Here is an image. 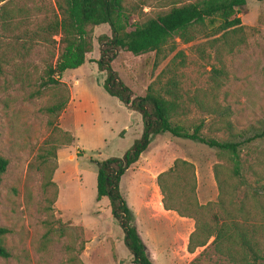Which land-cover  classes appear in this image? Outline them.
<instances>
[{"label":"rangeland","instance_id":"1","mask_svg":"<svg viewBox=\"0 0 264 264\" xmlns=\"http://www.w3.org/2000/svg\"><path fill=\"white\" fill-rule=\"evenodd\" d=\"M32 1L47 7L51 0H10L5 10L32 7ZM173 2L128 0L129 6L136 7L133 20L165 12ZM237 12L244 29L231 38H242L243 43L231 51L224 47V40H217L220 35L207 39L199 35L189 44L176 39L175 51L163 61H156L154 53L133 56L120 51L112 68L134 96H142L173 57L182 52L184 60H175L186 65L177 73L182 75L178 95L185 112L180 122H204L205 137L226 139L227 134L217 130V114L198 106L201 101H214L229 113L233 132L250 127L260 130L264 127V2L246 0ZM42 18L43 14L34 16L27 28ZM101 35H110L107 25L94 29L93 51L86 56L84 65L66 71L60 78L72 101L56 124L49 126L51 118L45 108L53 101L55 90L40 87L50 60L49 49L35 45L28 53L19 47L16 51L13 41L3 38L0 31L5 61L0 73V156L8 161L0 181V228L7 233L0 241L9 254L6 259L0 258V264H133L108 200L95 201L94 162L122 156L140 137L142 129L140 116L103 89L106 75L96 65L100 57L96 40ZM54 39L58 42V37ZM196 46L204 50V59L197 54ZM57 50L58 46L56 53ZM214 70L220 73V86L213 98L210 88ZM164 78L167 76L162 81ZM55 126L69 132L74 142L62 144L59 134L52 132ZM48 138L51 141L45 144ZM52 145L56 150L55 159H49L54 167L50 177L53 185H46L40 155ZM176 159L193 164L200 204L218 200L219 189L213 175L214 166L218 165L219 177L225 182L223 196L227 193L226 199L236 206L244 204L256 211L264 225V196L246 199L254 181L258 187L264 185V140H256L241 155L245 181L231 177L227 156L168 134L155 137L120 181V193L133 214L138 233L143 227L150 236L149 241H142L152 264H232L213 247L190 254L187 244L194 222L163 209L156 178ZM254 221L257 222L251 220ZM180 227L185 228L180 233L185 241L171 245Z\"/></svg>","mask_w":264,"mask_h":264},{"label":"trees","instance_id":"2","mask_svg":"<svg viewBox=\"0 0 264 264\" xmlns=\"http://www.w3.org/2000/svg\"><path fill=\"white\" fill-rule=\"evenodd\" d=\"M1 3L4 4L1 7L0 31L3 38L9 37L13 41L14 50L17 51L19 47L28 53L35 45H43L49 49L50 60L46 62L44 81L40 83V87L55 90L53 101L45 108L46 114L51 118L49 126L56 124V120L66 110L70 101L69 89L60 78L66 71L78 69L85 63L86 56L93 51L94 29L101 25L108 26L110 35H101L96 40L100 48L97 69L106 75L103 89L132 113L140 116L142 131L140 137L122 156L94 162L95 201L98 203L103 198L108 200L112 218L122 230L123 243L133 264H152L142 241V239L149 241L150 236L143 227H140L138 233L133 214L120 193L119 185L122 176L138 162L155 137L168 134L173 138L214 149L227 156L231 164V177L245 181L241 155L243 151L249 150L250 145L256 140H264V127L260 130L250 127L238 133L233 132L232 123L228 120L229 113L214 101L211 104L201 101L198 106L202 110L208 111L206 110L208 108L210 112L217 114L219 125L217 130L225 132L226 139L205 137L202 134L204 122L193 125L181 123L180 118L185 116V112L179 103L182 97L178 95L182 75L177 73L179 68L186 65L182 60L178 63L175 60L179 58L184 60L182 52L173 57L155 81L148 85L142 96L133 95L111 64L120 51L133 56L154 53L156 61H163L175 51L176 39L182 44H189L199 35L206 39L220 35L217 40H224V47L231 51L243 43L242 38L236 40L231 36L244 29L237 10L245 6L246 0H175L169 4L170 8L167 11L147 18L138 16L137 20L132 18L137 15L136 7L129 6L128 0H51L47 7L46 4L38 5L32 1V7H22L16 11L5 10L10 0H0ZM38 14H43V18L28 29L27 26ZM55 37H58V42L55 41ZM2 51L0 44V73L5 63ZM196 52L204 59L203 49L198 47ZM214 73L210 88L213 98L214 92L220 86L218 82L220 73L215 70ZM163 76H167L164 81ZM52 132L59 134L64 145L74 142L69 132L57 126L53 127ZM50 141L51 138H48L45 144H49ZM52 143L55 145L56 141ZM54 145L40 155L46 185H53L50 177L54 167L50 166L49 159L56 157ZM7 165L8 161L0 156V181ZM217 169L218 165L214 166L213 175L219 189L218 200L215 203L200 204L196 197L193 164L183 159L174 160L172 166L158 174L156 178L163 209L194 222V230L189 235L187 244V251L190 254L196 249L206 250L213 247L232 264L264 262V225L260 221L262 216L244 204L236 206L232 201H228L225 196L227 193L223 196L225 182L220 179ZM262 178L264 179V176ZM253 184L246 199L257 200L264 196V185L258 187L255 181ZM6 233L5 229L0 228V238ZM180 241L176 240L174 243L173 240L171 245ZM8 256L0 241V258L6 259Z\"/></svg>","mask_w":264,"mask_h":264},{"label":"crops","instance_id":"3","mask_svg":"<svg viewBox=\"0 0 264 264\" xmlns=\"http://www.w3.org/2000/svg\"><path fill=\"white\" fill-rule=\"evenodd\" d=\"M84 65V64H83ZM82 65V66H83ZM71 101H72V97L70 96V101H69V104L71 103ZM69 104H68V106H69ZM141 131H142V129H141ZM140 135H141V133H140ZM74 138V137H73ZM185 231V228L184 227H180V228H178L177 230H176V233H175V236H174V243H175V241L176 240H181V241H185V239H183V238H181L180 237V233H182L183 234V232Z\"/></svg>","mask_w":264,"mask_h":264}]
</instances>
